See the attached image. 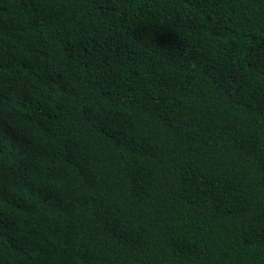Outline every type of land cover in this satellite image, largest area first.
<instances>
[{
	"label": "trees",
	"instance_id": "trees-1",
	"mask_svg": "<svg viewBox=\"0 0 264 264\" xmlns=\"http://www.w3.org/2000/svg\"><path fill=\"white\" fill-rule=\"evenodd\" d=\"M0 264H264V0H0Z\"/></svg>",
	"mask_w": 264,
	"mask_h": 264
}]
</instances>
